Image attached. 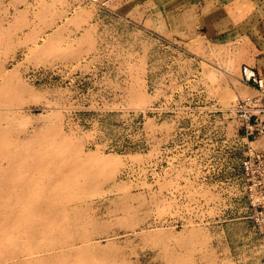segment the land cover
Listing matches in <instances>:
<instances>
[{"label": "rangeland", "instance_id": "obj_1", "mask_svg": "<svg viewBox=\"0 0 264 264\" xmlns=\"http://www.w3.org/2000/svg\"><path fill=\"white\" fill-rule=\"evenodd\" d=\"M147 25L130 0H0V264H264L229 112L258 95L246 47Z\"/></svg>", "mask_w": 264, "mask_h": 264}, {"label": "crops", "instance_id": "obj_2", "mask_svg": "<svg viewBox=\"0 0 264 264\" xmlns=\"http://www.w3.org/2000/svg\"><path fill=\"white\" fill-rule=\"evenodd\" d=\"M130 11L168 38L244 45L243 66L255 70L264 84V0H130Z\"/></svg>", "mask_w": 264, "mask_h": 264}, {"label": "built area", "instance_id": "obj_3", "mask_svg": "<svg viewBox=\"0 0 264 264\" xmlns=\"http://www.w3.org/2000/svg\"><path fill=\"white\" fill-rule=\"evenodd\" d=\"M250 70V69H249ZM244 69V79L247 84L255 85L258 95L250 101L237 103L234 113L240 122L239 134L245 140L246 148L242 150L243 177L248 182L264 185V147H251L249 143L256 138L264 140V91L261 80L254 78L253 74L247 75Z\"/></svg>", "mask_w": 264, "mask_h": 264}, {"label": "bare ground", "instance_id": "obj_4", "mask_svg": "<svg viewBox=\"0 0 264 264\" xmlns=\"http://www.w3.org/2000/svg\"><path fill=\"white\" fill-rule=\"evenodd\" d=\"M244 69H246L247 70V75H251V74H253V76H254V78L256 79V80H258V81H260L261 80V84H262V88H263V91H264V84H263V80H262V78L256 73V71L255 70H253L252 68H250V67H247V66H243L242 67V72H241V75H242V81L246 84V85H248V86H250V87H253L255 90H257L256 89V86L254 85H250V84H247V82L245 81V79H244ZM250 69V70H249ZM256 97V96H255ZM250 99H253V98H250ZM250 99H246V100H239V101H237L230 109H229V112L235 117V119L237 120V122H238V124H239V130H240V122L238 121V119H237V117H236V115H235V113H234V108L236 109V107H237V103L238 102H240V101H250ZM240 137V136H239ZM240 139L242 140V142H243V144L244 145H246L245 144V140L244 139H242L241 137H240ZM256 142H258V145H254V147H264V140L263 139H261V138H256ZM253 141L251 142V143H249V145L251 146V147H253ZM246 147H242V150L243 149H245ZM243 156V155H242ZM242 162H243V160H242ZM242 162H241V167H242Z\"/></svg>", "mask_w": 264, "mask_h": 264}]
</instances>
